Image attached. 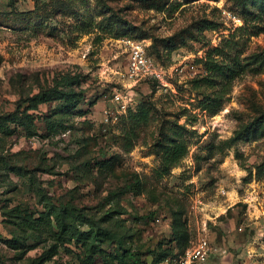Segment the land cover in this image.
<instances>
[{"label":"rangeland","instance_id":"374dc122","mask_svg":"<svg viewBox=\"0 0 264 264\" xmlns=\"http://www.w3.org/2000/svg\"><path fill=\"white\" fill-rule=\"evenodd\" d=\"M131 42L168 86L132 85ZM217 48L226 70L196 87ZM64 74L78 107L44 102L35 133L0 132V264H88L54 206L117 235L101 242L109 264L117 248L174 264L201 239L209 264H264V0H0V117ZM174 137L187 153L167 167L160 143Z\"/></svg>","mask_w":264,"mask_h":264},{"label":"trees","instance_id":"16d2710c","mask_svg":"<svg viewBox=\"0 0 264 264\" xmlns=\"http://www.w3.org/2000/svg\"><path fill=\"white\" fill-rule=\"evenodd\" d=\"M215 53H220L218 48L210 51L207 56L206 65L210 75L196 80V87L199 88L201 87V85H204L199 84L200 81L204 83L213 81L212 76H214L217 71L223 72L226 70L228 65L215 60ZM238 64H240L239 61L237 65ZM77 81L79 82V80L75 76L69 77L64 74L60 77H57L56 79H54L52 85L50 84L48 86H44L33 96L27 97V106L22 108V105L19 104L18 107L8 113V115L1 116L0 132L4 134H12L14 130L9 126V123H11L16 126L24 127L30 133H35V115L31 112V110L38 109L39 105L44 102L62 100L65 101V103H67L71 108L78 107L84 94L82 90L77 91L75 86H72L76 85ZM160 144L163 164L167 167L178 162L187 153L186 143L179 140L177 137H174L167 143H164V141H162ZM49 216L54 217L56 226L58 228V231L56 233L59 234V236L68 237L70 241H80L84 245L86 251L85 259L86 261H88V264L93 263L92 258L97 253H101L105 263L109 264L107 251L102 248L101 242L105 241L104 239L112 241L117 239V235L114 234L111 230L104 229V231L99 234L93 233L92 231H83L78 229L76 226H73L75 213L72 212L69 207L65 208V210H60L58 208L56 209L55 206L50 207ZM20 223L25 229L32 228L35 230L38 228L37 224L34 223V220L30 219L28 216L22 217ZM129 252L130 251L126 250V248H117L116 252L114 253V258H117L120 264H127L131 258L134 260L135 264H138V260L135 259L134 253ZM163 259L165 258H162V260ZM174 264H179V262Z\"/></svg>","mask_w":264,"mask_h":264},{"label":"built area","instance_id":"2783aa9c","mask_svg":"<svg viewBox=\"0 0 264 264\" xmlns=\"http://www.w3.org/2000/svg\"><path fill=\"white\" fill-rule=\"evenodd\" d=\"M127 73L132 85L141 84L142 82L159 83L162 86H168L167 69L153 58L146 48L138 43H130L129 59ZM117 100L123 99L124 96L119 91L115 93ZM125 107V105H123ZM211 248L208 242L201 239L195 245L187 248L179 258V264H209Z\"/></svg>","mask_w":264,"mask_h":264}]
</instances>
